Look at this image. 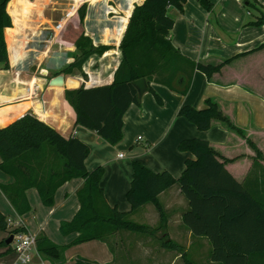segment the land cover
Listing matches in <instances>:
<instances>
[{
    "label": "crops",
    "instance_id": "crops-1",
    "mask_svg": "<svg viewBox=\"0 0 264 264\" xmlns=\"http://www.w3.org/2000/svg\"><path fill=\"white\" fill-rule=\"evenodd\" d=\"M143 1L130 0L129 13L125 16L127 23L107 24L98 37L83 23L85 35L92 38L94 45H109L110 48L102 54H93L81 69L61 73L63 86L51 85V80L74 61L77 52L75 44H64L57 39L66 23H12L7 27L5 38L10 67L0 69V114L10 119L0 126L30 112L65 137L75 136L87 143L91 149L86 159L87 168L104 167L101 185L105 198L110 205L123 211L131 207L126 192L133 175L132 160H140L153 171L168 170L179 177L186 159L192 156L190 152L181 151L179 143L190 137L209 140L225 157H238L227 163L228 170L239 181L246 180L252 188L259 185L261 178L264 179V158L253 165L255 152L244 137L218 122L201 130L179 115V111L186 104L204 108L208 98L217 99L264 153V47H261L264 44V0H211V10L198 0H187L183 11L169 7L168 12L175 20L170 34L172 43L195 62L228 60L221 71L208 76L195 68L186 94L152 81L161 99L149 90L142 95L140 103L131 104L124 115L123 138L116 144H110L96 131L76 123V111L66 99L65 90L112 83L121 60L120 43L129 17L135 4ZM13 8L16 4H11L9 12ZM94 56H98V64L87 69V62ZM93 145L101 148L94 152ZM13 181V176L0 169V184ZM83 184L82 177L65 182L58 188L55 204L51 207L43 204L35 188L27 190L32 209L24 214L16 211L0 188V211L8 218L20 220L24 229L37 236L44 233L56 242L58 233L62 234L61 222L71 220L80 208L78 191ZM159 201L164 212L163 221L153 203H146L131 214V217H141L139 223L151 227L162 225L155 235L122 232L110 236L107 241L82 242L76 248L86 245L90 253L95 251L93 254L78 252L84 257L72 254L73 264L79 257L100 264H221L211 259L210 240L194 235L184 224L183 213L189 209V201L180 186L174 184L162 191ZM0 234V240L9 235L4 231ZM76 235L64 236H71L72 241ZM162 236L175 245L163 246ZM6 249L0 248V264H13L16 255L14 251L3 255ZM43 260L46 264H54L49 258L43 257Z\"/></svg>",
    "mask_w": 264,
    "mask_h": 264
},
{
    "label": "trees",
    "instance_id": "trees-1",
    "mask_svg": "<svg viewBox=\"0 0 264 264\" xmlns=\"http://www.w3.org/2000/svg\"><path fill=\"white\" fill-rule=\"evenodd\" d=\"M9 1L0 0V69L10 67L5 29L12 26L8 11L17 0ZM186 1L144 0L135 4L120 43L121 60L112 83L94 87L81 85L65 90L66 99L76 111V123L116 144L123 137L126 111L131 104L140 103L134 80L146 78L149 90L160 100V95L151 85L152 81L186 94L195 68L208 76L221 71L228 60L219 63L195 62L172 43L170 34L175 20L168 9L174 6L183 11ZM198 1L207 10L213 7L211 0ZM84 7L78 8L81 21L85 17ZM123 23H127V17L123 18ZM67 25L57 39L64 44H75L77 52L74 61L57 75L81 69L93 54H102L110 48L109 45H94L92 38L83 30L73 39L66 38L64 32ZM179 115L201 130L210 128L215 122L220 123L247 140L255 152L253 165L264 158L256 142L223 110L217 99L208 98L204 108L183 105ZM9 119L0 114V123ZM179 149L192 153L179 177L168 170L153 171L140 160H132L133 175L126 192L131 207L123 211L110 205L105 198L101 185L104 167L87 168L90 146L75 136L65 137L28 112L6 126H0V169L14 178L12 183L0 184V188L16 211L24 214L32 209L27 190L35 188L43 204L51 207L55 204L59 187L75 177L84 179L78 191L79 210L71 220H63L60 224L63 235L76 233V237L69 244L61 245L44 233L37 236L39 253L54 264L65 261V250L72 244L94 239L107 241L110 236L122 232L155 235L162 225L151 227L139 223L131 219V214L142 205L153 203L163 221L159 194L174 184L180 186L189 201V209L183 213L184 224L194 235L210 240L213 261L221 264H264V179L261 178L260 184L253 188L246 180L239 181L227 168V163L238 157L223 156L207 139L185 138L179 143ZM21 230H25L24 227L10 228L8 217L0 211V231L9 233L0 240V246L14 251L12 244L6 240L12 233ZM161 240L165 247L175 245L165 236ZM76 264L100 263L79 257Z\"/></svg>",
    "mask_w": 264,
    "mask_h": 264
},
{
    "label": "rangeland",
    "instance_id": "rangeland-1",
    "mask_svg": "<svg viewBox=\"0 0 264 264\" xmlns=\"http://www.w3.org/2000/svg\"><path fill=\"white\" fill-rule=\"evenodd\" d=\"M9 2H11V0ZM129 3L130 0H17L16 8H13L11 12H8L12 17V23H68L64 36L66 38L73 39L81 30L85 31L83 23H86L88 31L93 32L95 37L102 35L104 28L107 27V24L123 23V18L127 15ZM82 5H85L83 8L85 11L83 21L80 20L78 13V8ZM97 57L98 56H94V59L87 62V69H89L92 65L98 64V61H96ZM103 63H105V60ZM104 67L107 69V65ZM150 92L154 95L152 91ZM99 148L101 147L93 145L94 152ZM38 201L41 203L40 200ZM33 202L35 204V201ZM140 218L141 217L138 216L131 217V219L139 222L141 220ZM54 240L58 244L66 245L70 243L71 236H64L58 233L57 239ZM80 244L81 243L72 244L67 247L65 251V261L63 264H73L70 257L72 254L73 256H76L77 254L83 256L81 254L83 252L93 254L95 251L94 250L90 253V248L85 244H82L85 246L76 248L79 247L78 245ZM3 247L6 246H0V248ZM72 247L75 248L73 249ZM10 253L11 252L6 249L2 254L4 255Z\"/></svg>",
    "mask_w": 264,
    "mask_h": 264
},
{
    "label": "built area",
    "instance_id": "built-area-1",
    "mask_svg": "<svg viewBox=\"0 0 264 264\" xmlns=\"http://www.w3.org/2000/svg\"><path fill=\"white\" fill-rule=\"evenodd\" d=\"M44 69H41L43 73ZM48 74L46 71L44 72ZM142 137H139L141 140ZM122 155V154H121ZM8 225L10 228L22 226L20 220L8 218ZM13 234L12 247L16 255L13 264H46L43 256L37 249V235L29 230H21Z\"/></svg>",
    "mask_w": 264,
    "mask_h": 264
},
{
    "label": "water",
    "instance_id": "water-1",
    "mask_svg": "<svg viewBox=\"0 0 264 264\" xmlns=\"http://www.w3.org/2000/svg\"><path fill=\"white\" fill-rule=\"evenodd\" d=\"M133 84L136 86V88L138 90L139 98H141L142 95L145 92L149 91V89H150L149 83H148L147 79L144 78V77L134 80ZM51 85L63 86L64 85V75L63 74H59V75H56L54 78H52ZM12 241H13V234H11L7 238L6 242L8 244H11Z\"/></svg>",
    "mask_w": 264,
    "mask_h": 264
}]
</instances>
